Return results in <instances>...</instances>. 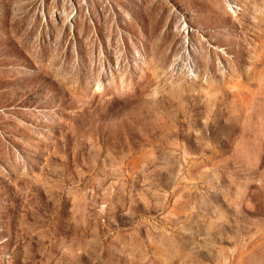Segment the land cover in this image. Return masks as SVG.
I'll return each instance as SVG.
<instances>
[{"label": "rangeland", "instance_id": "obj_1", "mask_svg": "<svg viewBox=\"0 0 264 264\" xmlns=\"http://www.w3.org/2000/svg\"><path fill=\"white\" fill-rule=\"evenodd\" d=\"M0 264H264V0H0Z\"/></svg>", "mask_w": 264, "mask_h": 264}]
</instances>
